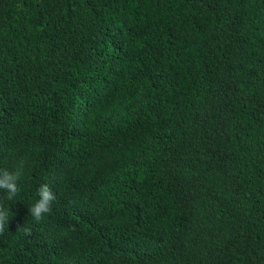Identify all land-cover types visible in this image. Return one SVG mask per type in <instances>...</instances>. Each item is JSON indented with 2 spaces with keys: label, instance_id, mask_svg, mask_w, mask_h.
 <instances>
[{
  "label": "trees",
  "instance_id": "16d2710c",
  "mask_svg": "<svg viewBox=\"0 0 264 264\" xmlns=\"http://www.w3.org/2000/svg\"><path fill=\"white\" fill-rule=\"evenodd\" d=\"M21 166L0 264H264V0H0Z\"/></svg>",
  "mask_w": 264,
  "mask_h": 264
},
{
  "label": "clouds",
  "instance_id": "9594fccd",
  "mask_svg": "<svg viewBox=\"0 0 264 264\" xmlns=\"http://www.w3.org/2000/svg\"><path fill=\"white\" fill-rule=\"evenodd\" d=\"M23 175V167H17L15 170L7 168L0 169V191L6 193V200L14 199L20 191L18 186L19 181ZM39 199L29 208L31 217L39 222L45 214L52 211V204L56 200V194L52 191L49 184H41L37 189ZM10 210L6 208L5 204L0 201V234H3L5 228L8 226ZM28 231L25 227L18 229Z\"/></svg>",
  "mask_w": 264,
  "mask_h": 264
}]
</instances>
